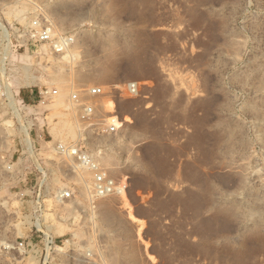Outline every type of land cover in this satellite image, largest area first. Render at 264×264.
Returning <instances> with one entry per match:
<instances>
[{
	"label": "rangeland",
	"instance_id": "obj_1",
	"mask_svg": "<svg viewBox=\"0 0 264 264\" xmlns=\"http://www.w3.org/2000/svg\"><path fill=\"white\" fill-rule=\"evenodd\" d=\"M33 1L51 43L0 0V264H264V0Z\"/></svg>",
	"mask_w": 264,
	"mask_h": 264
},
{
	"label": "built area",
	"instance_id": "obj_2",
	"mask_svg": "<svg viewBox=\"0 0 264 264\" xmlns=\"http://www.w3.org/2000/svg\"><path fill=\"white\" fill-rule=\"evenodd\" d=\"M16 4L26 3L28 6L27 15L30 17V24L28 27V35L34 42L39 43H51L53 39L52 27L49 22L40 14V8L35 4L33 0H10ZM61 42H64V38H60ZM58 47L53 46L57 51L60 49V41L57 43ZM125 93L130 95L137 94V86L134 83L127 84L125 86ZM88 99H94L104 96V91L101 87H95L86 91ZM82 100L77 93H73L70 97V101L74 106L80 110L79 120L83 124L92 123L93 108L90 101ZM114 121L108 126L109 133H115L117 130L116 125L119 123L117 117L113 118ZM57 152L62 157L73 159L79 169L86 170L92 175V192L96 197H109V196H121L126 190V183L123 180L112 179L107 172L92 158V156L84 149L81 142L75 145H62L57 147ZM68 192H64L62 198H69ZM22 246V245H21Z\"/></svg>",
	"mask_w": 264,
	"mask_h": 264
},
{
	"label": "bare ground",
	"instance_id": "obj_3",
	"mask_svg": "<svg viewBox=\"0 0 264 264\" xmlns=\"http://www.w3.org/2000/svg\"><path fill=\"white\" fill-rule=\"evenodd\" d=\"M66 41H68V39H66ZM55 47H58V46H55ZM57 51H60V49H57ZM65 53H67V54L63 55L60 59H64V58H66V57H70V58H71V54H70L69 50L66 49V52H65ZM31 82H32V83L35 82L34 78H32ZM112 121H114L113 118H111V122H112ZM63 193H64L63 191L59 192V194L57 195V198H58V199H59V198H62ZM123 196H124V195H123ZM123 198H124V197H123Z\"/></svg>",
	"mask_w": 264,
	"mask_h": 264
}]
</instances>
